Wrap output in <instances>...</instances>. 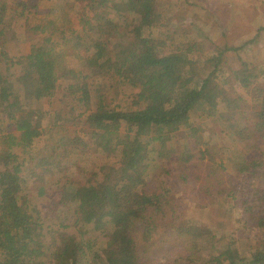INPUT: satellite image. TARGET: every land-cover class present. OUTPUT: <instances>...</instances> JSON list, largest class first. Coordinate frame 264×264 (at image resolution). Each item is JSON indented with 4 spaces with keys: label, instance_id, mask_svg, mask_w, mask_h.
<instances>
[{
    "label": "trees",
    "instance_id": "16d2710c",
    "mask_svg": "<svg viewBox=\"0 0 264 264\" xmlns=\"http://www.w3.org/2000/svg\"><path fill=\"white\" fill-rule=\"evenodd\" d=\"M73 2L79 3L74 15L61 10L60 20L46 18L32 27L40 38L27 54L14 61L0 53V113L15 128L14 132H0V264H264V248L241 251L221 221L215 230L182 223L174 190L172 194L169 189L172 174L192 186L191 190L196 180L203 181L205 189L201 185L191 194L199 207L212 205L217 197H230L242 207L248 224L254 221L253 226L264 229V193L253 189V183L264 182V83L254 82L257 75L247 63L241 62L234 71L249 96L238 99L244 108L230 115L217 111L221 102L233 110L230 103L235 100L226 95L216 71L222 51L238 47H223L217 57L202 60L190 59L194 43L164 47L159 37L145 35L146 29L163 27L161 9L166 2L161 0ZM9 5V0H0V39L8 28ZM68 54L80 59L91 76L100 74L119 86L137 88L132 100L135 106L111 104L96 83H87L86 73L63 68ZM199 60L201 64H197ZM14 65L19 67L16 73L10 71ZM207 67L211 69L202 73ZM67 76L78 80L69 89L81 91L73 97L82 103L84 112L77 118L83 116L91 146L107 156L117 152L118 159L92 171L85 184L66 185L73 188L65 195L71 196L83 215L76 214L73 223L60 219L53 229L65 232L73 228V233L65 232L61 243L47 244L44 237L53 229L43 226L39 212H32L21 195V163L13 149L25 151L42 133L40 115L26 107L25 97H51L59 80ZM94 86L98 90L91 100ZM201 115L216 116L226 124L221 132L237 141L231 153L228 144L212 150L205 147L203 155L200 150L195 153L193 127L196 116ZM180 131L191 141L163 149L168 142L173 147ZM155 152L153 158L166 156L153 177L164 185L160 190L147 187ZM251 193L253 199L247 197ZM84 223L92 224L90 233L98 232L99 241L85 236ZM160 251V262L150 259Z\"/></svg>",
    "mask_w": 264,
    "mask_h": 264
},
{
    "label": "rangeland",
    "instance_id": "374dc122",
    "mask_svg": "<svg viewBox=\"0 0 264 264\" xmlns=\"http://www.w3.org/2000/svg\"><path fill=\"white\" fill-rule=\"evenodd\" d=\"M20 1L26 3L27 7H23ZM161 1L166 2L164 9L160 7L164 17L163 27L153 30L146 29L145 35L150 33L152 36L159 37L164 47L169 48L172 45L174 47L177 43H194L195 50L189 54L192 60L217 57L223 47H238L237 50L222 51L221 62L216 71L218 80L220 78L223 82L222 86L226 95L235 100L234 103H230L233 110L227 108L226 102H221L222 104L217 106V111L230 115L236 109L242 110L244 107L242 103L238 104V99H242L240 95H245V98H249V96H246L247 94L238 84L237 74L234 72L240 68L241 62L247 63L252 69V73L257 75L254 82L264 83V0ZM9 2V11L6 14L7 22L9 21L6 25L8 28L4 30L3 39H0V53H5V56L12 60L27 54L31 45L40 38L38 33L31 30L33 26L41 22L44 23L46 18L60 20L62 18L61 10L70 12L72 16L79 6V3H74L73 0L67 2L65 0H9ZM52 8L54 10L48 16V12ZM21 12L20 16H16ZM182 25L186 27L181 28ZM0 59L3 58L0 57ZM201 63L199 60L197 64ZM61 66L81 71L82 74L86 73L88 75L87 83L93 82L94 85L95 83L98 85L101 91L96 86H94L95 88L91 87V100H93L95 91L98 90L113 105H120L123 108L135 106L132 104V100L134 99L133 95L138 91L137 88L127 84L119 86L100 74L92 75L94 76L92 77L88 70L84 71L85 68L81 67L80 59L72 54L65 56ZM211 66L213 67V63ZM208 69L211 68L207 67L202 73L206 74ZM18 70L19 67L16 65L10 68L11 72L16 73ZM202 73L199 75L202 76ZM77 81L67 76L59 80V87L53 96L40 100L25 97L26 107L40 115L42 133L25 151L19 148L13 149L18 154L21 163L20 176L23 180L21 195L26 197L32 212L35 210L39 212L43 226H49L51 229L55 228L54 225L58 224L60 219L64 223L70 221L73 223L76 214L79 218L83 215L79 211L78 204L71 200V196L65 195L66 190L85 184L92 171L102 164H112L118 159L117 152L107 156L91 146L82 122L83 116L77 118V114L84 112L81 107L82 103H78L73 97L81 95V91L71 92L72 90L69 89V84ZM17 89L21 93L20 85ZM251 112L253 113L254 110L251 109L248 112L250 122L252 120ZM215 117L196 116L193 127L196 128L194 132L195 146L197 147L195 153H199L198 150H200L203 155L205 147H210L209 149L212 150L224 144L229 145V153L235 149L233 147H236L234 143L237 141H232L233 137L221 132L225 130L224 125L226 124L223 125L222 121H217ZM14 131V125L0 113V132ZM185 135L187 133L184 131L178 132L174 137L173 147L170 146L171 142H168L163 149L179 147L186 141H191L189 138H185ZM202 142L206 145H202ZM154 155H157L156 152L151 154V158ZM165 157L153 158L156 160L148 172V188L159 187L160 190L161 187H164L153 177L159 172L158 167L165 162ZM170 169H173V166ZM164 177L168 179V176ZM262 180L264 181V177ZM169 181L171 185L168 181L167 183L170 185L169 189L172 194L174 190L177 200L175 203L178 204V213L182 216V223L199 224L215 230L217 223L221 221L223 228L227 232H231L232 236L234 235L241 251L248 252L251 248H264V229L253 226L254 221L248 224L246 218L243 217L242 207L233 204L230 197H217V199H213L212 205L209 204L202 208V206L199 207V202L194 200L191 194L196 192L201 185L205 189L203 181L196 180V189L194 188V190L190 189L192 186L178 180L173 174ZM68 184L73 187L67 188ZM253 185V189L264 193V182L253 183ZM43 190L44 193L40 194ZM247 197L253 199L252 193ZM255 215L258 214L255 213ZM78 225L81 224L78 223ZM83 225L87 229L85 235L87 238L98 241L101 239L97 236L98 232L90 233L92 224L84 223ZM73 231V228L65 230L69 234ZM65 232L53 229L50 234L45 235L43 242L47 244L50 242L61 243L60 237L65 236ZM161 257L162 252L160 251L154 253L150 259L160 262Z\"/></svg>",
    "mask_w": 264,
    "mask_h": 264
}]
</instances>
